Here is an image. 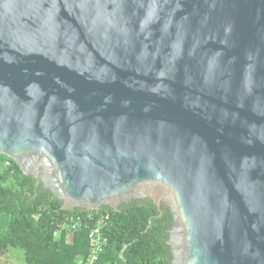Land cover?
Segmentation results:
<instances>
[{"label":"water","instance_id":"water-1","mask_svg":"<svg viewBox=\"0 0 264 264\" xmlns=\"http://www.w3.org/2000/svg\"><path fill=\"white\" fill-rule=\"evenodd\" d=\"M0 153L168 206L170 264H264V0H0Z\"/></svg>","mask_w":264,"mask_h":264},{"label":"trees","instance_id":"trees-1","mask_svg":"<svg viewBox=\"0 0 264 264\" xmlns=\"http://www.w3.org/2000/svg\"><path fill=\"white\" fill-rule=\"evenodd\" d=\"M89 211L97 212L64 209L42 183L36 194L35 178L0 153V257L3 250L19 247L27 264H87L91 245L85 228L72 234L63 230L58 236L53 231L66 216ZM98 212L110 214L111 224L97 264L171 263L166 240L173 215L168 206L162 204L159 210L151 200H134L123 203L119 211L103 207Z\"/></svg>","mask_w":264,"mask_h":264},{"label":"built area","instance_id":"built-area-1","mask_svg":"<svg viewBox=\"0 0 264 264\" xmlns=\"http://www.w3.org/2000/svg\"><path fill=\"white\" fill-rule=\"evenodd\" d=\"M110 224L111 216L108 213H99L98 210L96 213L92 211L77 213L58 221L57 229L53 231V235L58 236L63 230L67 231V234H72L82 227L85 228L91 245V256L87 264H97L100 254L108 243L106 229Z\"/></svg>","mask_w":264,"mask_h":264},{"label":"rangeland","instance_id":"rangeland-1","mask_svg":"<svg viewBox=\"0 0 264 264\" xmlns=\"http://www.w3.org/2000/svg\"><path fill=\"white\" fill-rule=\"evenodd\" d=\"M82 257L79 256L77 261H81ZM0 264H27L25 253L22 248L9 247L2 251L0 257Z\"/></svg>","mask_w":264,"mask_h":264}]
</instances>
